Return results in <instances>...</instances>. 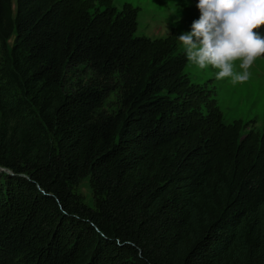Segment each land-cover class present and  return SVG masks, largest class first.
Masks as SVG:
<instances>
[{
	"label": "trees",
	"instance_id": "16d2710c",
	"mask_svg": "<svg viewBox=\"0 0 264 264\" xmlns=\"http://www.w3.org/2000/svg\"><path fill=\"white\" fill-rule=\"evenodd\" d=\"M139 12L0 0V264H264V123L182 100L178 33L137 37Z\"/></svg>",
	"mask_w": 264,
	"mask_h": 264
},
{
	"label": "rangeland",
	"instance_id": "374dc122",
	"mask_svg": "<svg viewBox=\"0 0 264 264\" xmlns=\"http://www.w3.org/2000/svg\"><path fill=\"white\" fill-rule=\"evenodd\" d=\"M11 1L15 15L17 0ZM112 3L117 11H121L125 4L139 8L136 36L150 40L166 38L172 30L177 31L178 36L183 32H190L192 22L201 17L196 7L198 0H112ZM254 31L264 36V24ZM14 41L15 35L8 40L6 51L0 47V70L10 66ZM189 47L179 41L178 50L174 55V59L186 60L183 78L197 89L189 95L184 94L182 100L190 102L195 110L204 112L212 104H216L226 123L242 122L241 137L252 132H261L264 123V55L256 57L247 69L248 79L241 83L234 79L236 74H243L245 71L240 67L241 60L232 61V76L217 79L215 73L220 69H213L209 64L200 66L195 59L188 60L185 49ZM191 51L194 53L196 49L193 47ZM116 99L114 95L108 98L107 110L112 111L117 104ZM73 192L83 203L95 210L99 209L104 199V195L96 191L91 176L76 184Z\"/></svg>",
	"mask_w": 264,
	"mask_h": 264
},
{
	"label": "clouds",
	"instance_id": "9594fccd",
	"mask_svg": "<svg viewBox=\"0 0 264 264\" xmlns=\"http://www.w3.org/2000/svg\"><path fill=\"white\" fill-rule=\"evenodd\" d=\"M196 7L201 17L192 22L190 32L177 36L190 46L185 49L188 60L220 69L217 79L232 76V61L241 60L245 71L234 79L247 80V69L264 55V36L254 31L264 24V0H198Z\"/></svg>",
	"mask_w": 264,
	"mask_h": 264
},
{
	"label": "water",
	"instance_id": "95a60500",
	"mask_svg": "<svg viewBox=\"0 0 264 264\" xmlns=\"http://www.w3.org/2000/svg\"><path fill=\"white\" fill-rule=\"evenodd\" d=\"M1 172L10 173L8 170H5V169H3V168H0V173H1Z\"/></svg>",
	"mask_w": 264,
	"mask_h": 264
}]
</instances>
